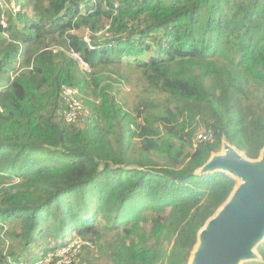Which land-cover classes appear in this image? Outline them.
<instances>
[{
  "label": "trees",
  "instance_id": "trees-1",
  "mask_svg": "<svg viewBox=\"0 0 264 264\" xmlns=\"http://www.w3.org/2000/svg\"><path fill=\"white\" fill-rule=\"evenodd\" d=\"M8 1L18 10L4 24L0 8V264L107 236L78 260L189 264L238 185L199 170L224 143L253 161L264 150V0ZM132 74L130 109L118 96ZM65 88L84 98L73 124ZM207 128L214 140L198 141ZM257 253L244 264H264V241Z\"/></svg>",
  "mask_w": 264,
  "mask_h": 264
},
{
  "label": "water",
  "instance_id": "water-1",
  "mask_svg": "<svg viewBox=\"0 0 264 264\" xmlns=\"http://www.w3.org/2000/svg\"><path fill=\"white\" fill-rule=\"evenodd\" d=\"M222 152L213 155L199 174L226 173L238 185L199 233L189 264H244L259 260L256 250L264 241V150L254 161L227 143Z\"/></svg>",
  "mask_w": 264,
  "mask_h": 264
},
{
  "label": "built area",
  "instance_id": "built-area-1",
  "mask_svg": "<svg viewBox=\"0 0 264 264\" xmlns=\"http://www.w3.org/2000/svg\"><path fill=\"white\" fill-rule=\"evenodd\" d=\"M6 4V0H0V7L3 8ZM4 19V16L2 17ZM5 24V22L3 21ZM110 26H106V29H109ZM105 30L97 33L98 36H101ZM86 33L90 34V31H86ZM84 42L88 46L89 49H93L94 45L89 36H84ZM73 56L80 61L81 67L87 71L91 72V69L87 64H85L82 59L73 54ZM78 91L72 88H65L63 91V108L60 111H63V115L65 116L66 121L69 124H73L78 119L79 115L84 112V106L82 101L77 97ZM198 141L201 142H212L214 140V131L211 128H207L202 130L197 135ZM92 248V243L84 242L82 239L77 238L67 246H64L58 249L56 252H51L48 255H44L41 257L35 264H77L79 257L83 253L84 247Z\"/></svg>",
  "mask_w": 264,
  "mask_h": 264
},
{
  "label": "rangeland",
  "instance_id": "rangeland-1",
  "mask_svg": "<svg viewBox=\"0 0 264 264\" xmlns=\"http://www.w3.org/2000/svg\"><path fill=\"white\" fill-rule=\"evenodd\" d=\"M2 10L5 13L3 21L6 22L7 21V16L11 12V10L12 11H16V10H18V8L16 7L15 4L10 3L8 0H6V4L2 8ZM108 25L110 26V28L112 27V23L110 21L108 22V24L106 26H108ZM106 26L102 30H105ZM110 28L105 30L104 33L101 36L97 35V38L98 39H104V38L110 37V35H111ZM84 36H87V37L89 36V38H90V34H88V33H82L81 34L82 38H84ZM138 76L139 75L132 74V76H130V80H131L132 84H130V85L125 84L124 87L121 89L120 95L118 96V98L121 99L123 103L127 104L126 105L127 108H130V109H132L134 107V103L137 100V95H138V93H140L141 85H140L139 81L137 83V77ZM81 99L84 102V98L82 97ZM112 240H113V238L111 236H107V237H105L102 241H100L97 244L95 242L89 241L90 243H92V246H93L92 248H89V250H91L92 255L97 257L100 254L99 248L104 244V241L112 242ZM39 245L43 246L44 245V241H42V240L39 241ZM32 249H36L37 250L36 247H34ZM256 252H257V250H256ZM33 253H34V251L32 250L30 252V254H33ZM77 264H84V262L79 260Z\"/></svg>",
  "mask_w": 264,
  "mask_h": 264
},
{
  "label": "clouds",
  "instance_id": "clouds-1",
  "mask_svg": "<svg viewBox=\"0 0 264 264\" xmlns=\"http://www.w3.org/2000/svg\"><path fill=\"white\" fill-rule=\"evenodd\" d=\"M14 4V3H13ZM1 8V7H0ZM2 9V8H1ZM111 22V21H110ZM84 33H86V31L84 32ZM90 38H91V36H90ZM84 39V38H83ZM85 43V42H84ZM77 55V54H76ZM72 56H73V54H72ZM74 57V56H73ZM75 58V57H74ZM82 65H80V68L83 70V71H85L82 67H81ZM90 68V67H89ZM91 69V68H90ZM92 71V70H91ZM85 72H87V71H85ZM88 73V72H87ZM91 73V72H90Z\"/></svg>",
  "mask_w": 264,
  "mask_h": 264
}]
</instances>
